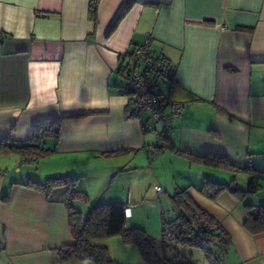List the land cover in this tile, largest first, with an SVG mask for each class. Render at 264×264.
<instances>
[{"label":"crops","instance_id":"0c3cea01","mask_svg":"<svg viewBox=\"0 0 264 264\" xmlns=\"http://www.w3.org/2000/svg\"><path fill=\"white\" fill-rule=\"evenodd\" d=\"M148 31L153 52L176 66L174 79L159 82L158 90L183 105L168 143L193 155L224 154L235 167L264 169V0H99L94 8L89 0H0V139L11 133L22 142L34 125L61 113L99 111L62 120L46 159L56 168L49 175L76 177L93 204L125 203L127 226L154 236L167 214L153 207L151 184L161 187L158 201L165 191L173 204L177 189L196 183L173 175L163 184L156 175L162 158L184 160L188 172L198 171L196 181L213 167L189 163L166 143L154 157L148 154L153 126L163 133V123H152L147 112L128 115L120 64ZM116 151L122 153L100 154ZM7 178L0 175V264H92L73 255L59 261L56 248L72 242L65 187L46 194L24 185L28 178ZM200 207L228 237L227 261L264 264V232L245 229L243 205L236 203L229 222ZM95 243L108 247L110 264H148L119 235Z\"/></svg>","mask_w":264,"mask_h":264},{"label":"trees","instance_id":"16d2710c","mask_svg":"<svg viewBox=\"0 0 264 264\" xmlns=\"http://www.w3.org/2000/svg\"><path fill=\"white\" fill-rule=\"evenodd\" d=\"M126 8L127 6L124 10ZM128 56L130 62L131 51L128 53ZM124 57L126 55H123ZM120 60L122 61V59ZM128 63L125 65L121 63L120 69L124 68L125 70ZM95 112L99 111L79 110L61 113L59 117L53 120L34 125L32 137L22 142L13 140L11 133H7L0 139V153L17 152L27 159L47 157L55 151L62 120L84 117ZM166 133L165 131L161 132L160 139L154 144L155 149L150 155L160 152L166 143V147L184 156L191 164L224 168L233 173L244 172L249 175V182L245 189L237 187L235 177L229 182H220L204 177L199 188V192L204 197L214 199L221 193L228 192L244 200L261 190L262 184H264V169L252 166L235 167L230 163L226 155L220 153L209 152L204 155H193L189 152L181 151L170 142L168 143ZM48 140L54 141L52 146L47 145ZM120 153L122 151L100 154L114 156ZM23 184L46 194L60 186L65 187L68 191L67 205L72 242L56 248L60 262L73 255L79 259L89 260L92 264H110L112 259L108 247L96 244L95 240L119 235L123 243L135 245L143 260L148 264H198L188 258L195 256L193 248L201 249L205 261L204 264H225L223 251L228 244V237L223 234V229H221L222 227L219 222L215 221L207 210L196 203L189 187L177 189L172 194L177 216L171 220L162 219L160 236L157 238L142 227L127 226L126 204L123 202L96 203L91 205L85 214L75 210L71 200L89 201L88 194L76 188V177L68 175L50 176L43 181L28 178ZM243 208V226L245 229L253 235L264 232V204L257 205L248 201L243 203ZM197 219L204 220L208 228H216L213 233L209 232L210 229L203 232L205 239L212 241L210 248L201 247L198 235L192 230V221ZM168 241H171L175 246L169 247ZM214 246L218 248V251L213 249ZM158 247L161 248V253L157 250ZM168 251H171V256H169Z\"/></svg>","mask_w":264,"mask_h":264},{"label":"rangeland","instance_id":"374dc122","mask_svg":"<svg viewBox=\"0 0 264 264\" xmlns=\"http://www.w3.org/2000/svg\"><path fill=\"white\" fill-rule=\"evenodd\" d=\"M161 85V88H164L165 85L164 84H159ZM161 122V121H160ZM163 123V122H161ZM51 140L47 141V145H49V143H51ZM165 153H168L167 150H164ZM163 151V152H164ZM162 153V152H161ZM160 153V154H161ZM156 154L154 153L152 156L154 157ZM151 156V158H152ZM46 158H25L24 156L20 155L17 152H2L0 153V175H8L7 180H9V178H28L26 174H32V176H38V177H31L34 180H38L35 178H41V179H45L47 177H50L54 172H56V168L53 167V164L50 166V163L47 161L50 160H46ZM163 160L161 162H159V164L157 165V176L161 179L162 183L164 181L163 184H165V182H169L172 179L173 175H176V177L178 179H182L183 177L185 178H190L192 179L195 183V187H190V192L193 195L195 201L200 205V206H205L206 208H210V210H213V212L220 214L221 219H227L228 217L231 219V217H236L237 213H236V203H240L241 205H243L244 202H252L254 204H260V203H264V196H258L260 195L259 192L258 194L252 195V196H248L246 199L241 200L239 198H237L236 196L228 193V192H223L221 193L219 196H217L214 199H209L204 197L200 192H199V188L202 184L203 178L201 177V179L197 178L196 181V177H198V171L197 170H193L192 172H188L186 170V168L184 167V165L181 164L180 161H184V160H175L174 162L170 163L168 161V159L166 158V156L164 158H162ZM153 162V161H152ZM151 162V163H152ZM145 163L146 166L148 165L147 160L145 159ZM183 163H188V162H183ZM56 166L58 164H55ZM187 165V164H186ZM147 167H150L147 166ZM38 170V174L35 175V171ZM206 177L210 178L212 180H217L220 182H229L233 177L236 178V184L238 188L241 189H245L247 187V184L249 182V179H247L244 173L238 172V173H233L229 170H226L224 168H217V167H213L211 168V170L207 171L206 173ZM24 175V177H23ZM58 176V175H56ZM61 176V175H60ZM64 176V175H62ZM154 177V175L152 173H150V175L148 176L149 178ZM155 182H153L151 184V188L150 190L147 192V194L149 195V197L151 198V202L153 207H155L157 209V211L161 212L164 211L165 214V218L169 219H174L176 214H177V210L175 209V207L172 204V201L168 202L166 199L168 197V195L165 194V191L163 192V196L160 201H158L159 197L154 189V184ZM159 184H161L159 182ZM197 184V185H196ZM77 189H80V186L77 185L76 186ZM170 192V191H169ZM173 192V191H171ZM170 194V193H169ZM72 205L74 206L75 210L81 211L83 214H85L89 207L93 204V202L89 201H79V200H71ZM162 209H161V207ZM152 206L150 207V213ZM231 210H234V213L230 214ZM226 222H229V219L226 220ZM160 224V221L159 223ZM160 226V225H159ZM160 228V227H159ZM161 228L159 229L157 235L155 233L154 236H159ZM215 251H218V248L216 246H214L213 248ZM159 251V250H158ZM226 249L223 251V259H225V264H232L229 261H227L226 258V253H225ZM193 252L195 254L196 257L198 258H203L202 255V251L199 248H193ZM159 253H161V251H159ZM230 258V257H229ZM232 262V261H231ZM198 264H202L200 262H197Z\"/></svg>","mask_w":264,"mask_h":264},{"label":"built area","instance_id":"2783aa9c","mask_svg":"<svg viewBox=\"0 0 264 264\" xmlns=\"http://www.w3.org/2000/svg\"><path fill=\"white\" fill-rule=\"evenodd\" d=\"M98 1L89 0L90 7L94 8ZM151 39L152 34L148 31L145 33L143 41L132 48L131 60L125 67L124 82L119 90L128 99V115L130 117H138L142 112H147L152 123L163 122L162 131L168 132L173 125L174 119L181 116L183 105L180 101L163 96L158 90V83L172 81L176 74V66L168 59L160 57L153 52ZM152 130L156 141L144 147L148 154L154 151V144L158 142L161 134L160 131L156 130L155 125ZM154 189L157 195L161 193L159 185H155ZM208 229H210V233H213L216 228H208L207 223L202 219L192 221V230L198 235L200 246L203 248L212 246V241L206 240L203 236V232ZM168 244L169 247L174 245L171 241H168ZM170 253L171 251H168L169 256H171ZM188 258L194 262L205 263L203 258L196 256Z\"/></svg>","mask_w":264,"mask_h":264}]
</instances>
